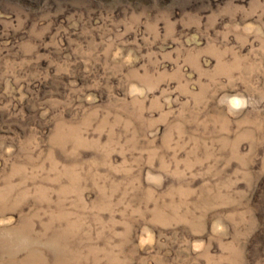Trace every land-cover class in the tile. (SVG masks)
I'll use <instances>...</instances> for the list:
<instances>
[{"label":"rangeland","instance_id":"374dc122","mask_svg":"<svg viewBox=\"0 0 264 264\" xmlns=\"http://www.w3.org/2000/svg\"><path fill=\"white\" fill-rule=\"evenodd\" d=\"M0 264H264V0H0Z\"/></svg>","mask_w":264,"mask_h":264}]
</instances>
